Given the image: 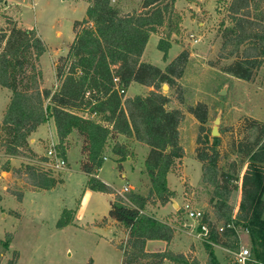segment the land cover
I'll return each instance as SVG.
<instances>
[{
  "label": "trees",
  "instance_id": "obj_1",
  "mask_svg": "<svg viewBox=\"0 0 264 264\" xmlns=\"http://www.w3.org/2000/svg\"><path fill=\"white\" fill-rule=\"evenodd\" d=\"M83 1L89 4L86 17L75 21V38L67 55L58 60L56 91L42 87L40 58L46 52L44 41L35 29H21L6 17L8 29L0 31V87L8 89L11 97L0 126V146L8 157L4 171H12L16 179H23L36 192L53 190L64 181L63 175L55 177V169L42 167L49 161L47 155L38 160L30 145L33 133L52 119L58 154L67 159L68 138L77 133L82 140L80 167L88 176L86 188L114 195L108 218L127 231V240L116 244L123 252L124 264H223L214 246L238 252L239 231L249 233L255 264H264V122L252 117L243 118L244 130L233 143L237 159L229 170L220 165L222 137H212L208 145L203 139L205 128L201 127L197 139L195 158L201 163V181L211 188V212L200 220V226L205 224L209 229L202 240L205 261L169 247L155 252L147 250V243L152 240L169 245L176 232L168 222L147 214L146 208L152 203L165 206L175 197V191L168 186V174L185 156L180 127L186 113L179 106L186 104V90L180 80L191 55L183 50L165 68L142 58L151 35L159 34V28L163 27L158 48L167 59L171 38L180 31L173 22L178 16L175 5L179 0H141L140 8L133 10L131 16L126 15L130 11L124 10L120 0ZM226 13L221 24L219 53L220 61L226 63L220 70L254 83L264 66V0H228ZM134 83L151 90L146 95L127 96ZM164 85L168 86L167 94L163 92ZM175 102L178 107L173 106ZM187 111L202 125L209 120L210 108L204 102L188 105ZM94 113L97 115L92 118ZM132 139L150 149L143 167L150 182L147 195L134 191L116 194L97 177L108 149L122 169V162L132 158L133 149L127 143ZM20 156L29 162L13 169L11 158ZM245 166L243 206L235 215L230 199L239 189L238 170ZM12 194L22 201L25 192ZM75 217V210H65L57 228L69 226ZM231 223L234 228L220 231V227ZM7 236L3 241L6 249L13 234ZM16 257L8 264H16ZM229 264L238 263L233 257Z\"/></svg>",
  "mask_w": 264,
  "mask_h": 264
},
{
  "label": "rangeland",
  "instance_id": "obj_2",
  "mask_svg": "<svg viewBox=\"0 0 264 264\" xmlns=\"http://www.w3.org/2000/svg\"><path fill=\"white\" fill-rule=\"evenodd\" d=\"M120 1L125 11L133 12L140 8L141 0ZM225 1L179 0L175 5L178 16L174 17L173 22L180 31L171 38L172 46L167 59H164V53L158 48L165 30L163 27L159 28V34L151 35L142 58L144 62L165 68L183 50H188L191 55L185 75L180 80L186 90V104L182 106L186 118L180 127L185 156L178 160L173 171L168 174V186L175 191L174 200L179 206L174 209L171 202L166 206L152 203L147 206L146 213L169 222L180 230L175 232L170 249L184 252V249L195 244L190 249L191 252L186 253H191L202 261L207 255L204 243L198 237V221L189 218L184 210L189 204L193 209L211 212V188L202 184L201 163L195 158L201 127L205 128L203 139L208 145L211 144L215 120L221 112L219 137H222L220 150L223 160L220 165L229 170L230 164L237 159L233 143L240 139V133L244 130L241 126L243 118L252 117L264 122V66L254 83L233 78L220 70L226 63L219 59L221 24L227 14L228 0ZM88 6L82 0H0V31L8 29L6 17H9L21 29H35L44 41L46 52L41 56V67L45 72L42 82L44 88L58 90L56 60L58 63L62 56L67 55L74 39V23L86 17ZM4 90L6 89L0 88V126L7 108ZM149 91L134 83L127 91V96L146 95ZM222 91L225 92L221 94ZM163 92L167 94L169 89ZM198 102H204L210 108L209 120L204 125L187 111L188 105ZM177 105L175 102L173 106ZM50 127L43 125L40 131H45L39 137L35 136L37 140L34 147L38 160L45 157L51 147L50 136L55 133H50ZM76 134L72 136L73 142L77 140ZM145 148L148 149L146 146ZM134 151L131 160L122 162V169L112 157L111 150L107 151L108 158L104 161L99 178L116 194L125 186L132 187L134 192L143 195H147L150 189V182L142 172L145 152L142 148L139 149V154ZM80 158V147L74 145L70 149L66 167L53 170L55 177L63 175L64 181L53 190L36 192L31 191V186L23 179H16L12 171L9 175L3 174L8 157L0 146V264H8L16 256V264H89L91 261L92 264H124L123 252L116 244L127 240V231L112 220L108 223L112 195L89 190L90 196L84 200L88 176L80 168ZM25 162L29 160L22 156L16 157L11 162V167L20 168ZM42 167L52 169L46 163ZM246 171V166L238 170L239 189L233 192L230 199L235 207V215L242 210ZM14 191L25 192L22 201L12 194ZM262 199L264 201V191ZM65 210H76L77 218L69 226L58 229L57 223ZM262 217L264 219V211ZM184 225H193L191 234ZM239 232L241 239L238 252L243 247H251L249 233ZM8 234H13V239L6 249L3 241L8 239ZM162 245H165L162 241H151L147 250L155 252ZM216 247L219 246H214V249ZM215 254L220 262L229 264L235 253L221 247L216 248Z\"/></svg>",
  "mask_w": 264,
  "mask_h": 264
},
{
  "label": "crops",
  "instance_id": "obj_3",
  "mask_svg": "<svg viewBox=\"0 0 264 264\" xmlns=\"http://www.w3.org/2000/svg\"><path fill=\"white\" fill-rule=\"evenodd\" d=\"M83 1V0H82ZM39 35V34H38ZM57 35L59 36L60 35V33H57ZM41 38V37H40ZM74 38H75V34H74ZM74 40V39H73ZM68 52V51H67ZM42 58H40V68H41V70H42V72H43V80H44V74H45V72H44V70H43V68L41 67L42 66ZM56 65H57V60H56ZM234 78V77H233ZM56 80V79H55ZM133 85V84H132ZM131 85V86H132ZM42 87L44 88V84L42 85ZM0 88H2L3 89V87H0ZM45 88H47V87H45ZM131 88V87H130ZM130 88H129V90H130ZM147 88V87H146ZM4 89H6V88H4ZM149 90H151L150 88H148ZM8 89H6V90H4V92L6 93V100H5V107H7L8 106V104H9V102H10V97H11V92L8 90ZM136 95H138V94H136ZM142 95H144V94H142ZM130 96V95H129ZM174 107H178V105L177 106H174ZM180 108H183L182 106H179ZM44 126H51L50 127V133L52 134V132H54L55 134H53V135H51L50 136V141H51V144L52 143H54V144H58V138H57V135H56V128H55V125H54V121L52 120V119H50L46 124H44ZM43 127V125L42 126H40L39 128H38V130L35 132V133H33V135L31 136V140H30V145H31V148L33 149V151L35 152V153H37L36 151H35V147H34V143L36 142V137L35 136H38L39 137V134H41L42 132H44V131H40V129ZM53 131H52V130ZM73 134H75V133H73ZM73 134H71V136H69V138H68V143H67V159H66V162H67V164H68V157H69V152H70V149L74 146V145H76V146H79L80 147V152H81V147H82V140H81V138L79 137V136H77V140H76V142H73L72 141V136H74ZM77 135V134H76ZM37 137V138H38ZM123 139V138H122ZM123 141H125L124 139H123ZM127 143H129V145H131V148L133 149V150H135L134 152L136 153V154H139L140 152H139V149L140 148H142L143 149V151L145 152L144 153V161H145V159H146V156H147V154L149 153V147L148 146H146V145H144V144H142V143H139V142H137V141H135V140H128L127 141ZM145 146L146 147H148V149H146L145 148ZM107 157V156H106ZM108 158V157H107ZM16 159V157L15 158H11V162H13L14 160ZM26 159V158H25ZM81 159H82V154H81V158H80V162H81ZM128 160H131V158H128ZM123 167V166H122ZM143 167H144V164L142 165V172H143ZM81 168V167H80ZM102 169V168H101ZM100 169V170H101ZM9 173L10 172H5V173H3V174H6V175H9ZM99 173H100V171H99ZM99 173H98V175H97V177L99 178ZM100 179V178H99ZM101 181H103L102 179H100ZM5 189V188H4ZM130 191H133V188L132 187H130ZM91 191V190H90ZM89 191V189H87L86 188V190H85V192H84V194H85V198H84V200L85 199H87L89 196H90V192ZM92 192H94V191H92ZM110 195H112V194H110ZM113 198H114V195H112V198H111V200H110V202L113 200ZM109 202V203H110ZM171 203H173V206H174V202L173 201H171ZM169 204V203H168ZM178 204V203H177ZM160 206H163V205H160ZM166 206V205H165ZM178 206H179V204H178ZM159 207V206H158ZM174 209H175V207H174ZM76 211V210H75ZM77 218V211H76V217H75V219ZM106 219H107V217H106ZM109 220H111V219H108V223H109ZM113 221V220H112ZM113 222H115V221H113ZM165 222V221H164ZM74 223V222H73ZM116 224H118L117 222H115ZM169 223V222H168ZM170 224V223H169ZM188 225H184V227L186 228V230H187V232L189 233V234H191V230L193 229H189L188 227H187ZM193 226V225H192ZM177 229V228H176ZM179 229H177L176 231H178ZM180 231V230H179ZM186 232V233H187ZM185 233V234H186ZM240 239H241V234H240ZM174 240V239H173ZM172 240V241H173ZM152 241H157V240H152ZM149 242H151V241H148V243H147V246H148V244H149ZM163 242V241H162ZM165 243V242H164ZM193 245H195V244H192V245H190L188 248H186V249H184V252L183 251H179V252H183V253H186V252H191V248H193ZM166 247H169L170 248V244L169 245H167V243H165V245L163 246H161L160 248H159V250H156V251H161V250H163V249H165ZM216 248H221V247H216ZM216 248H215V250H216ZM148 251H150L149 249H148ZM204 259V261H205V259H206V257L205 258H203ZM202 261V260H201ZM203 261V262H204ZM255 262V261H254Z\"/></svg>",
  "mask_w": 264,
  "mask_h": 264
},
{
  "label": "built area",
  "instance_id": "obj_4",
  "mask_svg": "<svg viewBox=\"0 0 264 264\" xmlns=\"http://www.w3.org/2000/svg\"><path fill=\"white\" fill-rule=\"evenodd\" d=\"M117 80V79H115ZM87 96L90 97V93H87ZM96 113H94L91 117L94 118L96 117ZM57 144L52 143L50 149L47 152V157L49 159V161L46 163L49 167L57 170V169H64L67 165V162L64 158H62L57 151L56 148ZM105 160H107V157L104 158ZM131 189L129 186H125L124 189H122L121 191H118L119 195H123L127 192H129ZM184 210L187 214V216L193 220L198 221V224L200 226V220L203 218L204 216V212L198 209H193L191 208V206L188 204L184 207ZM200 231L198 234V237L201 240H204V238L208 235L209 229L208 226L203 224L200 226ZM225 228H234V224L231 223L227 226H222L220 227V231H223ZM234 259L238 264H250L252 262V257H251V250L250 248H246L243 247L242 250L238 253L234 254Z\"/></svg>",
  "mask_w": 264,
  "mask_h": 264
},
{
  "label": "water",
  "instance_id": "obj_5",
  "mask_svg": "<svg viewBox=\"0 0 264 264\" xmlns=\"http://www.w3.org/2000/svg\"><path fill=\"white\" fill-rule=\"evenodd\" d=\"M126 15L127 16H131V12H128ZM163 90H168V86L167 85H164ZM224 92L225 91H222L221 94H223ZM220 123H221V112L219 113V115L217 116V118L215 120V126L213 127V130H212L213 137H219V135H220V132H219V124ZM172 201L175 203L174 204V207L177 209L178 208L177 202L174 199H172ZM187 227L189 229H192L193 228L192 225H188Z\"/></svg>",
  "mask_w": 264,
  "mask_h": 264
}]
</instances>
